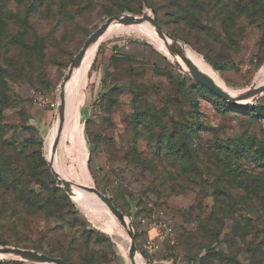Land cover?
Returning a JSON list of instances; mask_svg holds the SVG:
<instances>
[{"label":"rangeland","instance_id":"374dc122","mask_svg":"<svg viewBox=\"0 0 264 264\" xmlns=\"http://www.w3.org/2000/svg\"><path fill=\"white\" fill-rule=\"evenodd\" d=\"M231 1L181 0L176 8L167 0H0V246L62 254L73 264H133L121 221L97 195H77L54 176L49 150L58 111L36 106L32 91L59 102L76 55L103 23L122 14L149 15L166 30L178 26L177 37L168 31L225 91L252 89L264 83V0H234L239 9L232 13ZM189 4L198 30L178 23ZM146 29L157 31L144 22L105 33L85 59L67 98L57 166L73 184L99 189L131 221L142 264H194L196 220L214 226L224 241L215 244L227 242V255L245 259L244 250L254 254L264 239V224L253 212L259 208L241 202L230 217L221 215L210 172L200 166L203 177L195 180V157L182 156L176 136L192 133V149L225 143L249 147L253 155L264 146V118L253 121L239 111L245 105L225 104L205 89ZM247 102L264 115V92ZM83 103L92 115L81 126ZM160 148L163 156L155 158ZM234 163L261 172L251 157ZM257 254L264 264V248ZM8 260L0 253V261Z\"/></svg>","mask_w":264,"mask_h":264},{"label":"trees","instance_id":"16d2710c","mask_svg":"<svg viewBox=\"0 0 264 264\" xmlns=\"http://www.w3.org/2000/svg\"><path fill=\"white\" fill-rule=\"evenodd\" d=\"M167 1L169 2V5L177 6L176 8H178V6L181 4V0ZM231 3V6L229 8L230 12H236L237 9H239V3H236L234 0L231 1ZM193 9V5H187V7L184 9V11H186V14L181 15V19L178 20V23L180 22L181 24L188 26L191 30H198L201 28L198 19L196 17H190L191 13L189 11ZM237 18L238 17L233 19V17H230L228 20L230 22H235ZM226 22L227 20L225 21V23ZM170 28L172 27H167V29L177 37L176 31L179 27L177 26V29L175 30ZM2 32L3 18L0 11V36L2 35ZM222 38L224 39L225 37ZM205 89H207L214 95L216 94L206 87ZM220 100L225 104L229 103L223 98H221ZM239 111L244 113L253 121H259L260 119L264 118V115L260 113L261 106L259 105L247 104L244 107L240 108ZM176 139L179 143L183 142L178 149L179 152L182 153V156L185 157L193 154L195 157V171H199L195 176V180H198L199 176L203 177L200 166H205V168L210 172L209 177L211 180H207V182L210 183V187H212L214 190L213 193H211V196L214 199L215 207H219V210L222 213L221 215H223L224 217H230L229 214H232L241 202L247 203V208L249 209L252 208V204H255L259 209L253 212H256L258 216L261 217V223L264 224V146L256 149L253 155H251V153L249 152V147H245L243 145L240 150H237L225 145V143H221L219 145H208L207 147H205L203 144L197 143L194 146V149H192V147H190V143H194L195 138L192 136V133H187L185 131H180V133L176 136ZM239 142L242 143L241 141ZM154 156L155 158H161L163 156L161 148L155 151ZM250 157L252 158L253 164L261 169V172L254 173L248 171L247 168H245V166H243L242 164L238 166L234 163L236 161H241L244 158L249 159ZM143 163L147 164L145 162ZM143 163H141V166ZM185 178L186 180H189V178ZM199 180H201V178ZM199 182L201 183V181ZM234 187L241 188L245 190V192H243V194L241 195L234 194V192L230 191V189ZM250 213L251 212L248 211L246 212V215L248 216ZM244 218L246 220V216H244ZM232 219L235 221L237 220L235 217H232L230 220ZM195 222L196 226L199 227L198 231L195 232V235H198V250H196L195 252V257L191 258L189 262L194 264H210L214 259H219L220 261L226 262V264H251L250 262H252L253 264H259L260 261H258L259 256L257 252L264 248V239L261 240L258 244H255L257 249L254 254H250L249 251L251 249L246 248L244 250L245 252H247V254H245V259H240L237 256L232 257L231 255H227L225 253L226 249L224 245H226L227 242L223 243L220 248L217 247L218 244H215V241H224L219 239L220 236L218 234L213 233L212 228L214 226H207L203 220H196ZM203 251H206L204 255H202ZM58 256L65 259L68 264H73L71 262V259L67 256H63L62 254ZM0 264L26 263L22 261L8 260L0 261Z\"/></svg>","mask_w":264,"mask_h":264},{"label":"water","instance_id":"95a60500","mask_svg":"<svg viewBox=\"0 0 264 264\" xmlns=\"http://www.w3.org/2000/svg\"><path fill=\"white\" fill-rule=\"evenodd\" d=\"M149 22L151 23L156 30H160L165 38L171 43L173 48L177 51H181L182 44L163 26H161L157 21L151 18L149 15H144L142 17H133V16H127V15H119L112 17L108 19L105 23H103L90 37V39L86 42V44L83 46L81 51L76 55L70 69L68 70V73L64 79V83L60 90V100H59V106L57 108V129L56 134L53 140V144L51 146V155L56 154L57 147L59 143V139L62 133V129L64 127L66 116H67V99H66V87L71 78L73 77V74L77 70V68L80 67L83 59L85 58L89 48L91 45L97 44L101 37L105 34V32L108 30L109 27L113 25H122V26H130V25H136L142 22ZM169 48V47H168ZM170 49V48H169ZM171 50V49H170ZM172 51V50H171ZM173 52V51H172ZM174 53V52H173ZM183 63L186 66V71L190 76H192L194 79L199 81L203 86L208 88L209 90L216 93L219 97L223 98L224 100L235 104V105H247L251 102H246L244 104H239L241 101H247L249 99L255 98V100L264 92V83L243 91L241 93L237 94H231L227 91H225L223 88H221L209 75H207L203 70H201L199 67L195 66L187 58L183 56L182 58ZM254 100V101H255ZM49 165L51 167V170L54 174V176L57 178L58 182L60 184L65 185L70 190H73L70 186L81 188L87 192L94 193L97 195L101 201L107 206V208L121 221V223L127 228L129 235H130V244H129V255L131 257V260L133 261V264H135V257L137 254V246H136V235L133 232V227L131 221H127L126 216L123 215V213L120 211V209L114 204V202L105 194H103L99 189L96 187H89L84 185H75L73 184L69 179L63 177L56 169L54 168L52 162L49 159ZM0 253L7 256L9 259L13 260H19V261H25L29 263H40V264H67L63 259L59 257H53L44 253H40L37 251H31V250H25V249H15V248H9L0 246Z\"/></svg>","mask_w":264,"mask_h":264},{"label":"bare ground","instance_id":"6f19581e","mask_svg":"<svg viewBox=\"0 0 264 264\" xmlns=\"http://www.w3.org/2000/svg\"><path fill=\"white\" fill-rule=\"evenodd\" d=\"M145 22H147V21H145ZM142 23H144V22H142ZM142 23H139V24H136V26H139L140 24H142ZM149 23V22H148ZM149 24H151V23H149ZM152 25V24H151ZM130 26H134V27H136L135 25H130ZM153 26V25H152ZM124 27H126V26H122V25H113V26H111V27H109L108 28V30L105 32V33H109V34H111V33H115V32H118L119 30H122ZM138 28V27H137ZM153 30V29H152ZM143 32L144 33H148V34H150L151 33V35L152 36H155V35H159L161 38L160 39H162V41L166 44V45H168V46H170V48H172L173 50H174V54H175V57L177 58V60L180 62V63H182L183 64V61H182V58H183V56L185 57V58H187L188 60H189V62H191L192 64H194L195 66H197V67H199L201 70H203V67H202V63H201V61L198 59V57L196 56V54H194L193 52H191L190 50H188L186 47H184V46H182L181 47V51H177V50H175L174 48H173V46L171 45V43H169V41L165 38V36L163 35V33L160 31V30H157V31H152V32H150V30H148V29H146V30H143ZM105 35V34H104ZM158 36V37H159ZM99 45V44H98ZM96 47H97V44H94V45H91V47L89 48V50H88V52H87V54H86V56H85V58L83 59V61H82V63H81V65H80V67L79 68H77V70L75 71V73L73 74V77L71 78V80L69 81V83L67 84V87H66V99L70 96V94H71V92H72V89H73V83L78 79V77H79V75H80V73H81V66H82V64L84 63V61H85V59L86 58H88V57H91L92 55H93V53L95 52V50H96ZM184 66V65H183ZM204 71V70H203ZM207 74V73H206ZM208 75V74H207ZM213 80L222 88V86L220 85V83L216 80V79H214L213 78ZM250 100H255V98H252V99H249V100H247V101H250ZM247 101H241V102H239V104H242V103H245V102H247ZM55 134H56V130H54V135H53V138H52V141H51V145H50V150H49V159H50V161L52 162V164H53V166H54V168L56 169V171H58L61 175H62V173H61V171H60V169H59V167L57 166V163H56V161H55V155L56 154H54V155H51V146H52V144H53V140H54V137H55ZM73 190H75V193L77 194V195H85L84 193H89V194H91L90 192H87V191H85V190H83V189H81V188H78V187H74V186H70ZM92 195H94V196H96L94 193L92 194ZM126 219H127V221H129L128 220V218L126 217ZM123 225V224H122ZM123 227L125 228V229H127L124 225H123ZM127 232H128V230H127ZM133 262V261H132ZM135 264H142V260H141V257H140V255L139 254H136V257H135Z\"/></svg>","mask_w":264,"mask_h":264},{"label":"built area","instance_id":"2783aa9c","mask_svg":"<svg viewBox=\"0 0 264 264\" xmlns=\"http://www.w3.org/2000/svg\"><path fill=\"white\" fill-rule=\"evenodd\" d=\"M32 101L33 103L40 108H58L59 102L54 101L49 95L42 93L40 90L32 91Z\"/></svg>","mask_w":264,"mask_h":264},{"label":"crops","instance_id":"0c3cea01","mask_svg":"<svg viewBox=\"0 0 264 264\" xmlns=\"http://www.w3.org/2000/svg\"><path fill=\"white\" fill-rule=\"evenodd\" d=\"M89 96V89L87 87L86 89V97ZM87 100V99H86ZM85 102V101H84ZM92 110L89 108V106H86V104L80 107V125H84V123L91 117Z\"/></svg>","mask_w":264,"mask_h":264}]
</instances>
